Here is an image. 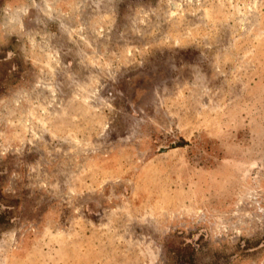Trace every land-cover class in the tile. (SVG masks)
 <instances>
[{
  "label": "rangeland",
  "instance_id": "obj_1",
  "mask_svg": "<svg viewBox=\"0 0 264 264\" xmlns=\"http://www.w3.org/2000/svg\"><path fill=\"white\" fill-rule=\"evenodd\" d=\"M0 264H264V0H0Z\"/></svg>",
  "mask_w": 264,
  "mask_h": 264
}]
</instances>
